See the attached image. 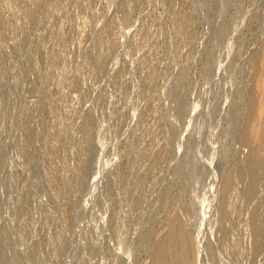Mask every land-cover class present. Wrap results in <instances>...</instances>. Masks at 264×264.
Here are the masks:
<instances>
[{
    "label": "rangeland",
    "instance_id": "obj_1",
    "mask_svg": "<svg viewBox=\"0 0 264 264\" xmlns=\"http://www.w3.org/2000/svg\"><path fill=\"white\" fill-rule=\"evenodd\" d=\"M264 264V0H0V264Z\"/></svg>",
    "mask_w": 264,
    "mask_h": 264
},
{
    "label": "bare ground",
    "instance_id": "obj_2",
    "mask_svg": "<svg viewBox=\"0 0 264 264\" xmlns=\"http://www.w3.org/2000/svg\"><path fill=\"white\" fill-rule=\"evenodd\" d=\"M161 264V263H160Z\"/></svg>",
    "mask_w": 264,
    "mask_h": 264
}]
</instances>
